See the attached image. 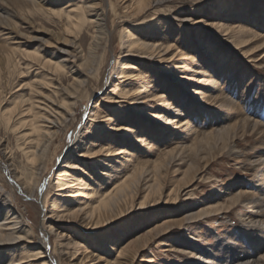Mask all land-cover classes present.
<instances>
[{"label":"rangeland","instance_id":"374dc122","mask_svg":"<svg viewBox=\"0 0 264 264\" xmlns=\"http://www.w3.org/2000/svg\"><path fill=\"white\" fill-rule=\"evenodd\" d=\"M111 1L113 7L110 5V0H93V4H95L92 5L93 9H104V15L98 17V21L105 30V36L94 42H92V35L97 27H92V25L87 27V30L83 32L84 34L82 33L83 36L80 40L77 38L75 41L72 36H66L71 38L69 45L62 43L63 34H60V37L62 36L61 40L56 41L50 36V33L61 31L62 25L55 18L33 15L34 30H31L28 24L20 22L16 24L17 29L11 30L9 28L13 32L10 36L15 38L12 42H18L21 49L31 51L36 48L40 51L42 57L52 58L53 61L66 58L68 61L63 62L69 63L71 66L73 64L77 66L81 63L80 58L85 59V56H87L86 59H88L90 44H100L92 51L94 55L89 57V60L91 59L93 62L91 67L83 69L85 76L79 77L78 74L76 75L71 70L66 69L60 79L62 82L64 81V84H68L73 81V78L79 77L84 81L82 88L88 89L90 87L91 93L94 92L89 99L84 96L85 93L81 92L82 97L77 101L76 111L66 118L67 120L64 121L66 126L64 124L59 126V133L56 135L58 138L46 157L47 167L44 163L45 172L31 196L26 192L27 190L22 186L20 180L12 176L11 171L8 174L5 168L11 169V163L17 167L22 166L24 163V158L17 148V143L21 142L16 141L17 136L10 135L9 141L0 146V194L2 195L0 200V223L3 221L5 208L8 206L16 215L20 216L22 224L30 229L33 236L32 243H28L29 248L26 249L22 248L24 243L22 240L14 243L17 245L14 249L9 247L10 249L5 250L3 248L7 246H1L0 264H7L12 255L17 259L20 252L35 249V244L42 238H45L44 241L48 244V251L55 254L52 255L55 264H65L64 256L58 255L56 249L58 242L64 241L63 239L66 237L69 239L77 238V241L81 243V247L83 245L87 248V251L94 249L95 254L100 256V261H87V264H105L107 260L112 262L120 250L124 251L128 257L134 252L136 253L132 264H201L205 260L199 261L198 256L200 255L201 258L206 256L205 253H202L204 250H213L214 255L219 257L214 262L210 260L208 264H231L232 253H237L246 246H253L255 242H258L257 245L260 247L255 250L256 253L253 257H259L260 253L264 252V244L262 243L264 228L258 227L257 231L254 228H250L249 231L245 230V227L241 226V221L245 217H240L235 207L231 209L229 214H219L207 222L204 221L206 220L204 218L200 222H189L188 226L193 225L192 229L189 230L174 225L166 227L167 222L172 218L180 219L186 215L187 211L184 210L186 205H190V208L192 207L194 210L201 209L207 203L215 204L223 202L224 199L228 200L232 194L237 193L240 189H243L246 193L253 192V198L259 200L261 205L260 210H264V184L260 181L263 173L264 157L257 158L255 149H258V144L251 141L243 144L239 150L245 154L251 152V160L246 161V163L251 164L250 170H245L243 164L234 161L232 159L233 155L228 152L224 153L223 157L218 154L217 160L211 161L212 164L209 166L211 174H214L213 178L205 180H203V177L200 179L199 177L195 178L192 182L193 185L188 189L184 188L177 201L173 202L169 199L167 203H164L165 195L172 188H176L184 177L182 176L183 169H186V164H189L193 159V148L191 149L190 144L195 140V134L202 135L206 133L210 129L209 119L213 113L220 114V110L217 111L216 108L218 104H210L206 100L210 92V82L217 83L221 88V92L228 96L234 94L235 97H238L242 90L248 95L251 94L253 102L261 101L263 105L261 111H264V70L243 58L239 54V50L234 48V45L227 41L226 37L220 32L217 33L212 26V23L218 21H221V23H235L237 20L241 23H247L244 15L236 9L240 3L245 1H250L253 5H256L257 0H205L204 2H200V0H191V2L189 0H160L159 4L157 3L158 0H153L150 7L142 12L141 15L143 16H139V19H145L141 25H138V19L131 22V19L124 16L125 0ZM50 2L54 8L69 6L67 0H50ZM4 7L10 14H14L10 6L5 4ZM250 9L252 10L253 6ZM246 26L250 28L247 24ZM18 30L22 32V35L17 33ZM129 31H134L136 36L144 41L147 40L146 37L150 36L153 39L149 41H157L160 38L169 40L179 47V52H177L179 55L171 60L168 58V54L161 55L158 59L157 57L145 59L138 56H133V60L127 59V57H124L125 50L121 39L126 38ZM2 33V38H4L8 35V30H3ZM261 33L264 34L263 31ZM207 41L211 44H208ZM257 42H253V45ZM74 45L75 51L72 50ZM210 45H215L218 49L224 51L226 55L229 54V59H224L223 63L218 66L212 59L213 57L209 55L208 47ZM65 49H69L68 52ZM260 54L261 52L257 53L258 56ZM189 55L194 57L193 61L190 60ZM122 62L133 63L132 65L135 67L133 71L137 79L134 81L126 80L122 86L127 91L137 90L139 92L135 94L134 98L136 100L132 102H129V99L124 101L117 94H108L117 82V67ZM98 64L100 66L98 70L99 77L97 78ZM30 66L28 68L24 65L21 66L22 71H24L22 77L18 73H14V76L8 78V87L15 86L13 89L15 90L19 82L24 84L35 79L34 73L39 69L37 65ZM72 68L75 67L72 66ZM107 75L109 80L106 78ZM106 80L108 81L105 84ZM238 81H240L239 89L234 88L232 90L233 83L237 84ZM196 90L200 93H196ZM106 95L115 97L117 102H108ZM177 96L184 97L185 100H180L184 102L183 104L178 102ZM244 97L246 99L247 95L244 94ZM159 98H165L167 101L162 102ZM186 104L198 106L200 111L197 112L196 109L186 110ZM85 113L87 116L89 115L91 120L95 114L98 118L96 117L93 120V125L82 138L83 141H93L96 144L92 146L94 150L98 149V143H102L106 147L110 145L112 150L124 151V153L105 156V153L101 152L92 157L91 160L86 158L76 159L80 167L87 168L86 175L76 171L77 178H81L82 183L86 184L80 187L79 190H86L85 188L88 186L102 192L131 173V170L138 163L140 167L143 166L142 173L144 175L141 173L140 179L145 177L139 182L138 186V189L142 192L141 196L138 197L137 194L128 201L129 205L132 204L133 207L129 208L128 205V209L126 208L123 213L112 218L111 223H106L98 228L97 226H91V224L88 226L84 224L75 226L71 221L64 218L68 209L77 205L73 199H82V195L70 199L61 195L65 194L63 193L65 189H60L64 186L47 189L49 182L52 184L56 182V169L60 164L61 154L66 150L67 145L69 146L74 131L78 128L82 129L78 125ZM107 118H111V120H107ZM84 120L82 119V123ZM119 123L124 126V129H115ZM89 125L90 121L86 122L85 126ZM84 129H82L83 132ZM128 129L132 132H129ZM98 134H100V141L97 140ZM253 143L255 145H252ZM200 145L201 142H197V146L200 147ZM6 147H8V150H12L11 160L7 159L9 154H6L8 153ZM251 147L255 148L252 149ZM78 151L79 149L74 152L75 157L79 153ZM208 152L210 153L211 150L208 149ZM51 158L53 161L49 162L48 160ZM159 163H161V167L157 170V176H160V179L156 181L154 165ZM252 164L259 166L258 169L255 170ZM164 166L168 167L165 175ZM174 170L178 171L174 172ZM150 176L152 178L148 179ZM156 186L160 187L161 193L151 195L146 201V205L140 207L138 202L146 194L152 192ZM190 189L195 194L189 198L185 192ZM45 191H48V193L44 208L40 201H37V198L40 199ZM215 193H219L217 196L220 198L213 199L211 195ZM54 198H58L57 215L50 212ZM204 201L206 204L203 203ZM42 206L45 209L43 226H41V219L44 214ZM238 206L245 211H247L245 207L248 210H258L255 203H250V201L239 202ZM121 209L124 210L125 207H121ZM115 214L113 212V216ZM225 223L228 228L222 227L221 224ZM149 231L153 232V237L144 246L135 248L134 240L141 235L148 234ZM230 232L237 235L236 239L233 237V240H230L235 247L238 246L235 251L227 249L223 244L221 245V239H227ZM247 232H249L250 237L246 238V243H242L243 240H238V236L239 234H247ZM58 233L62 238L56 237ZM78 234L81 237H78ZM243 239L245 238L243 237ZM159 242L173 244L177 248L183 249V251L178 254V251H170L168 246ZM10 251L14 253L10 255ZM81 252L82 249L71 261L74 262L76 257H80ZM37 257L30 256L31 260L29 262L31 264H41V259L45 258ZM18 262L20 261L16 260L15 264Z\"/></svg>","mask_w":264,"mask_h":264},{"label":"bare ground","instance_id":"6f19581e","mask_svg":"<svg viewBox=\"0 0 264 264\" xmlns=\"http://www.w3.org/2000/svg\"><path fill=\"white\" fill-rule=\"evenodd\" d=\"M189 1L191 2V0ZM204 1L205 0H200V2ZM67 2L69 1L67 0ZM152 2L153 0H125L126 4L124 3L125 5L123 7L125 9L124 16L131 19V22H135V20L138 19V25H141L145 19H139V16H143L141 15L142 12L149 8ZM157 3L159 4L160 0H158ZM5 4L13 9L12 12L14 14L9 13L6 7H4ZM52 5L53 4H51L50 0H0V146L9 141L10 135L17 136L16 141L21 142L19 144L17 143V148L24 158V163L22 166L18 167L11 163V169L8 167L5 168L8 174L9 171H11V175L17 177V180H20L29 196H31V193L37 188L42 175L45 172L44 163L47 167L46 157L55 145V140L58 138L56 135L59 133V126L64 124V121L67 120L66 118L76 111L77 101L82 97L81 92L85 93L84 96L87 99L91 98V95L94 92L91 93L90 87L88 89H83L82 84L84 81L79 79V77L86 75L84 74L83 69L91 67L93 62L91 59L89 60V57L94 55L92 51H94L95 47L100 43L97 45L96 43L90 44L88 59H86L87 56H85V59L80 58L81 63L77 66L73 64L72 66L75 67L73 69L69 63L63 62L68 61L66 58L53 61L52 58L46 59L42 57L39 53L40 51L36 48L31 51L21 49L18 42H12L15 38L10 36V34L13 33L10 29H17L16 24L20 22L22 24H28V27L31 30H34V21L32 19V16L34 15L57 19L62 25V30L57 33H50V36L56 41H60L62 38V36L60 37V34H63L62 43L64 45H69V42L71 43V38L66 36H72V39L75 41L77 38L78 40L82 39L83 32L87 30L89 25L97 27L92 35V42L105 36V30L98 21V17L104 15V9H99L100 13L99 10L93 9L92 5H95L93 4V0L70 1L69 6L65 7L54 8ZM110 5L111 7L114 6L111 0ZM251 6H253L252 10L250 9ZM236 10L244 15V19H246L245 21L247 23H241L237 20L235 23H221V21H218L217 23H212V26L216 29L217 33L220 32V34L226 37L227 41L234 45V48L239 50V54L243 58L264 70V34L261 33L262 31L264 32V0H257L256 5H253L250 1H245L240 3ZM246 24L250 26V28H247ZM3 30H8V35L4 38H2ZM17 33L22 35V32L19 30ZM146 39V41L141 40L136 36L134 31H129L126 38L121 39L123 49L125 50L124 57H127V59L130 60L134 59L133 56L145 59L157 57L158 59L159 56L168 54V58L171 60L173 57L179 55L177 53L179 52V47L169 40L160 38L157 41H149L153 39L152 36L146 37ZM253 42L257 43L253 45ZM207 43L211 44L209 41H207ZM77 48H79V46H77ZM65 50L67 51L69 49ZM72 50L75 51V45ZM70 52L72 53V51ZM208 52L218 66L223 63L224 59H229V54L226 55L224 51L218 49L215 45H210L208 47ZM259 52H261L260 56L257 55ZM189 56L190 60L193 61L194 57H192V55ZM132 64L133 63L130 62H122L118 64V70L116 72L117 82L113 85L108 94H117L118 97L123 98L124 101H126L125 99H129V102L136 100L134 97L135 94L139 93L137 90L127 91L122 87L123 83H125L124 81H134L137 79V76L133 71L135 67ZM22 65L26 68L30 65H37L39 70L34 73L36 76L35 79L24 84H20L19 82L18 87L13 90L15 86L8 87V78H11L14 73H18V75L22 77L24 75V71H22L23 68L21 67ZM99 66L100 64H98L97 67V78L99 77ZM66 69L71 70L72 73L76 75L78 74L79 77L73 78L71 83L64 84V81L62 82L60 79L63 77ZM28 72L30 71L28 70ZM203 73L206 75L205 72ZM108 75L106 78L109 80ZM108 80H106L105 84ZM239 83L240 81H238L237 84L233 83L234 86L232 87V90H234V88L237 89ZM210 85V92L208 93L206 100H208L210 104H218L217 107H215L217 108V111L220 110V114L213 113L212 117L209 119L210 129L206 133L202 135L198 133L197 135L195 134V140L190 144L191 149L193 148V159L189 164H186V169H183L182 176L184 177L180 180L176 188H172L165 195L164 203H167L169 199L173 202L177 201L184 188L188 189L193 185L192 182H194L195 178L199 177L200 179L203 177V180L213 178L214 174H211L209 166L212 164L211 161L217 160L216 158L219 157L217 156L218 154L223 157L224 153L228 152L230 155H233L232 159L234 161L243 164L245 170H250L251 164L246 163V161L251 160V152L245 154L239 150L243 144L252 141L255 144H258V149H255L258 156L257 158L260 159L264 157V111H261V108L263 107L261 101L257 100L256 102H253L252 95H248L243 90L238 94V97H235L234 94L233 96L232 94H229L228 96L221 92V88H219L217 83L210 82ZM195 92L200 93L198 90ZM244 94L247 95L246 99ZM105 97L108 102H117L115 97L109 95H106ZM181 99L185 100L184 97L179 96L178 102L183 104L184 102H181ZM159 100H162V102L167 101L165 98H159ZM193 109H196L197 112L200 111L198 106L186 104V110L192 111ZM88 112H90V110H88ZM96 117L98 118L97 114H95L91 120L86 113L82 116V119L85 120L82 123V119H80L78 126L80 128L82 127V129L85 128L84 132L79 128L74 131V134L69 141V146L67 145L66 150L61 154L62 157L59 159L60 164H58L56 169V182L53 184L49 182V184H47V189L64 186L60 189H65V191L63 190V193L65 194L61 195L70 199L75 198L77 195H82V199H73L77 205L68 209L64 218L71 221L75 226L82 224L88 226L91 224V226H97L98 228L106 223H111V219L116 215L123 213L126 208L133 207L132 204L129 205L128 201L132 196L137 194L138 197L141 196L142 192L138 189V186L139 182L145 179V177L140 179V174L143 172V166L140 167L138 163L131 170V173L127 174L124 178L102 192L94 190L93 187L88 186H86V190H79L81 189L80 187H83V185L86 184L82 183L81 178H77L76 171L82 172L86 175L87 168L80 167L76 159L82 160L81 158H86L91 160L92 157H95V155L100 154L101 152L105 153V156L124 153V151L118 152L112 150L110 145L106 147L102 143H98V149L94 150L92 146H95L96 144L93 141H83L82 138L86 135L91 125H93V120ZM107 120H111V118H107ZM89 121L90 125L85 126L86 122L88 123ZM106 122L108 123L109 121ZM64 126H66V124H64ZM115 129H124V126L119 123ZM128 131L132 132L129 129ZM99 135L100 134L97 136L98 141H100ZM93 137L95 136L93 135ZM93 137L91 136V138ZM197 142H201L200 147L197 146ZM254 143L252 145H255ZM251 148L253 149L255 147ZM6 149L8 150V147H6ZM78 149L79 153L76 156L78 158H76L74 152ZM208 149L211 150L210 153L208 152ZM11 151L12 150L10 149L8 150V153H6L9 154V157L7 158L8 160H11ZM48 161H53V159L51 158ZM41 164L42 166L40 167ZM160 164L161 163L154 165L156 181L160 179V176H157V170L161 167ZM252 166L255 170L259 167L256 164H252ZM255 166L257 167L255 168ZM163 169H165V175L168 167L164 166ZM176 171L178 170H174V172ZM262 171L263 173L261 174L262 178L260 181L264 184V164L262 166ZM142 175L144 174L142 173ZM151 178L152 176L148 179ZM229 190L231 191L232 189ZM47 193L48 191H45V193H42L43 195L40 196V199L39 197L37 198V201L39 200L44 208L47 200ZM160 193V187L156 186L152 192L146 194L138 202L140 207L146 205V201L151 195ZM185 194L190 198L195 193L190 189L187 190ZM217 195H219V193L212 194L211 197H213V199L220 198ZM1 198L2 195L0 194V200ZM57 200L58 198H54L52 206L50 207V212L56 215L58 213L56 212V205L58 204ZM245 201H250V203L254 202L255 207L258 208V210H248L245 207L247 210L245 211L243 208H240L238 203ZM203 203L206 204L205 201ZM43 206L42 209L44 214L42 213L43 217L41 219V226H43L45 219V209ZM121 207H125V209L122 210ZM187 207L189 208L187 209ZM234 207L237 208V213L240 217H245L241 221V226L245 227V230L249 231L250 228H254V230L257 231L258 227L264 228V210H260L261 205L259 204V200L253 198V192L246 193L243 189L232 194L228 200L224 199L223 202L221 201L220 203L217 202L215 204L207 203V205L201 209L194 210L192 207L190 208V205H186V209H184L187 211L186 215L180 219L172 218V220L167 222L166 227L174 225L189 230L192 229L193 226H188L189 222H200L202 218L206 219L204 221L207 222L219 214H229ZM113 212L116 213L114 216ZM2 220V223H0V247L6 245L7 247L3 249H14L17 246L14 243L22 240L24 241L22 248H29L28 243H32L31 239L33 236L30 229L22 224L20 216L16 215V213L7 206ZM221 225L224 228H228L226 223ZM50 229L53 230L52 227H50ZM248 233L249 232H247V234H239L238 240H243L242 243H246V238L248 239L250 237ZM59 235L60 234L58 233L56 237L62 238V236ZM153 235V232L149 231L148 234L138 237L133 242L135 248L144 246ZM233 235L234 234L230 232L227 239L222 238L221 245L223 244L227 249L235 251L238 246L235 247L230 240H233V237L236 239L237 235ZM78 237L81 236L79 235ZM243 237L245 239H243ZM44 239L45 238H42L37 244H35V249L20 252L19 256L17 254V259L12 255L14 252L10 251V255L12 256L8 259L7 264H15L16 260L20 261L17 264H31L29 262V260H31L30 256H38L37 258L45 257L41 259V264H55L52 257V255L55 254L48 251V244ZM63 240L64 241L58 242L56 251L58 255L64 256L65 264H87V261H100L101 258L95 254V250L91 248L92 250L87 251V248L83 247V245L81 247V243L77 241V238L69 239L66 237ZM159 243L168 246L170 251H178V254H181L183 251V249L177 248L173 244H166L164 242ZM262 243L264 244V234L262 235ZM255 244L253 246H246L237 253H232L230 258V260H232L231 264H264V252L260 253V255L258 254L259 257L257 258H255V256L253 257L256 253L255 250H258L260 247L257 245L258 242H255ZM97 247H99V245H97ZM80 249H82V252L80 253L81 256L76 257L74 262L71 261ZM202 253H205L206 256H203V258H201L200 255L198 256L199 261L205 260L201 262V264H208L210 260L214 262L215 259L219 258L217 255H214L213 250H204ZM135 256V252L128 257L124 251L120 250L112 262H109L108 260L106 262L109 264H132Z\"/></svg>","mask_w":264,"mask_h":264}]
</instances>
